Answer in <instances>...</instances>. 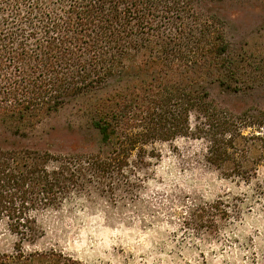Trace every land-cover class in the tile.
Here are the masks:
<instances>
[{
  "label": "trees",
  "instance_id": "obj_1",
  "mask_svg": "<svg viewBox=\"0 0 264 264\" xmlns=\"http://www.w3.org/2000/svg\"><path fill=\"white\" fill-rule=\"evenodd\" d=\"M217 1L0 0V222L16 237L0 264H86L32 248L45 235L39 214L92 189L114 193L128 168L145 163L149 144L197 139L211 164L242 158L243 116L216 104L205 85L236 73L223 22L206 13ZM113 79L123 91L94 98ZM82 99L96 151L16 144L33 121Z\"/></svg>",
  "mask_w": 264,
  "mask_h": 264
},
{
  "label": "rangeland",
  "instance_id": "obj_2",
  "mask_svg": "<svg viewBox=\"0 0 264 264\" xmlns=\"http://www.w3.org/2000/svg\"><path fill=\"white\" fill-rule=\"evenodd\" d=\"M205 9L223 22L236 67L232 79L207 77L205 85L216 104L243 116L242 158L211 164L206 142L197 139L149 144L145 163L128 168L114 193L92 189L39 214L45 235L32 248H56L86 264H264V3L223 0ZM120 91L123 82L113 79L94 98ZM88 103L76 100L33 121L16 144L57 154L96 151ZM210 206L213 216L199 227ZM15 242L0 222V252H13Z\"/></svg>",
  "mask_w": 264,
  "mask_h": 264
}]
</instances>
